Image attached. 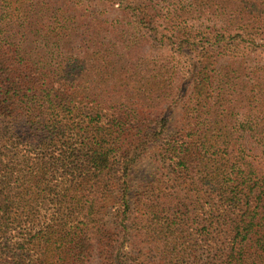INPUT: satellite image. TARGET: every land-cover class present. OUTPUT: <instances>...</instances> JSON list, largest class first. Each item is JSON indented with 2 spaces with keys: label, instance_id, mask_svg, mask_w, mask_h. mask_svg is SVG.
I'll return each instance as SVG.
<instances>
[{
  "label": "trees",
  "instance_id": "16d2710c",
  "mask_svg": "<svg viewBox=\"0 0 264 264\" xmlns=\"http://www.w3.org/2000/svg\"><path fill=\"white\" fill-rule=\"evenodd\" d=\"M0 264H264V0H0Z\"/></svg>",
  "mask_w": 264,
  "mask_h": 264
}]
</instances>
